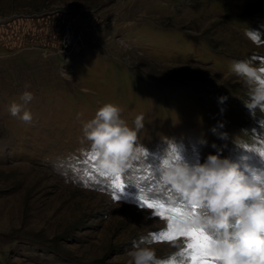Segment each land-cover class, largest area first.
Listing matches in <instances>:
<instances>
[{"label":"rangeland","instance_id":"obj_1","mask_svg":"<svg viewBox=\"0 0 264 264\" xmlns=\"http://www.w3.org/2000/svg\"><path fill=\"white\" fill-rule=\"evenodd\" d=\"M240 60L264 64V0H0V264H128L144 237L158 258L186 259V238L154 239L168 221L137 196L184 208L160 178L171 147L190 164L220 152L264 171V112L244 106ZM25 91L31 123L9 112ZM109 102L129 126L145 118L147 154L121 175L120 200L82 131Z\"/></svg>","mask_w":264,"mask_h":264},{"label":"clouds","instance_id":"obj_2","mask_svg":"<svg viewBox=\"0 0 264 264\" xmlns=\"http://www.w3.org/2000/svg\"><path fill=\"white\" fill-rule=\"evenodd\" d=\"M230 71L247 88L248 99L243 101L244 106L251 113L256 109L264 112V64L235 61ZM32 99L30 91L23 92L22 103L13 102L10 114L31 123L32 114L24 110V105ZM218 100L224 103L227 97L221 96ZM121 112L118 105L104 103L82 128L97 168L114 177L127 172L147 154V149L139 143L144 115H137L133 126H129L121 118ZM212 131L216 133L217 128L213 127ZM226 135L221 133V138ZM159 171L162 182L170 185L173 193L190 206L178 226L204 229L207 252L215 264H259L264 258V171L247 164L242 166L220 152L207 155L203 162L190 164L177 147L165 151ZM148 239L133 242L132 250L127 253L128 264H166L157 257L150 242L145 243Z\"/></svg>","mask_w":264,"mask_h":264},{"label":"snow or ice","instance_id":"obj_3","mask_svg":"<svg viewBox=\"0 0 264 264\" xmlns=\"http://www.w3.org/2000/svg\"><path fill=\"white\" fill-rule=\"evenodd\" d=\"M260 157L264 159V153H260ZM106 175V174H104ZM115 188L119 189L120 195L116 198L120 200L121 194L124 193L125 183L121 180V176L114 177ZM138 205L142 208L156 209L154 215L168 221L167 231L154 235V239L158 241H171L181 237L186 238L184 248L176 255L185 257L180 259L175 264H215V261L207 252V235L204 229L199 227L180 228L178 221L185 217L188 212L189 205L185 203L184 208L168 205L166 202H154L149 199L140 200L137 196ZM163 210V211H161ZM192 214L195 215V209H192ZM166 264H172V261H166ZM260 264H264V258L260 259Z\"/></svg>","mask_w":264,"mask_h":264},{"label":"built area","instance_id":"obj_4","mask_svg":"<svg viewBox=\"0 0 264 264\" xmlns=\"http://www.w3.org/2000/svg\"><path fill=\"white\" fill-rule=\"evenodd\" d=\"M62 35V52L66 55L77 54L82 45L80 42V34L69 23H66L63 26Z\"/></svg>","mask_w":264,"mask_h":264}]
</instances>
